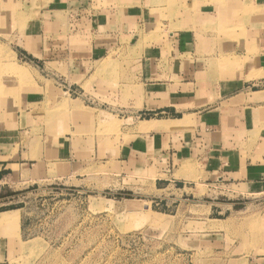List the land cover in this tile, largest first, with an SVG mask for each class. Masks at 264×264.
Segmentation results:
<instances>
[{"label": "rangeland", "instance_id": "rangeland-1", "mask_svg": "<svg viewBox=\"0 0 264 264\" xmlns=\"http://www.w3.org/2000/svg\"><path fill=\"white\" fill-rule=\"evenodd\" d=\"M27 1L0 0V128L14 136L18 149L28 145L31 152L25 156L31 160V172L14 167L0 180V213L13 211L10 218L15 221L0 223V264H254L263 258L264 187L257 195L234 185L216 201L193 198L187 190L157 191V179L167 176L152 159L144 161V167L141 163L138 174L132 171L135 164L129 165V173L120 162V149L135 138L123 128L133 131L145 121L167 118L144 110L127 118V110L108 106L132 101L141 106L135 79L120 72L126 68L131 76L137 73L131 62L137 48L129 43L123 51L112 49L90 80L64 74L76 69L71 61L61 62L62 72L52 75L58 68L48 67L46 54L64 58L68 50L57 36L45 51L37 41L31 47L24 44L39 20L29 9L40 3ZM169 1L171 5L176 0ZM242 1L241 26L230 21L213 29L208 23L195 31L198 88L262 77L254 68L259 46L257 53V45L245 44L259 37L250 34L257 29L249 22L255 0ZM258 10L253 15L262 12L258 18H263L264 8ZM186 16L197 18L185 11L183 19ZM161 28L155 35H168ZM216 35L226 44L205 42ZM116 56L125 60L117 63ZM255 85L253 90L264 88ZM93 86L108 90L114 103L93 101L88 94ZM29 93H39L44 101L30 105L26 116L21 114L22 102ZM87 111L90 116H83ZM63 163L67 167L60 168ZM75 165L77 178L62 176ZM163 166L169 170L168 163ZM234 202L240 205H229Z\"/></svg>", "mask_w": 264, "mask_h": 264}, {"label": "crops", "instance_id": "crops-1", "mask_svg": "<svg viewBox=\"0 0 264 264\" xmlns=\"http://www.w3.org/2000/svg\"><path fill=\"white\" fill-rule=\"evenodd\" d=\"M211 1L215 0H176L170 5L169 0H28V3H40L39 8L31 6L29 9L39 20L34 21L36 32L24 44L31 47L37 41L45 51V46L57 36L58 44L64 45V51L68 52L63 54L64 58L57 59L44 52L48 67L60 68L61 62L71 61L76 69L63 73L73 79L89 80L96 76L97 64L106 60L112 49L117 47L123 51L127 44L134 45L137 55L131 62L137 73L131 76L126 68L120 72H127L122 77L135 79L133 83L139 87L135 92L142 93L138 99L141 106L132 101L127 106L116 103L111 107L108 104L114 103V98L108 90L98 86L91 87L88 94L93 101L107 104L111 110H127V118L143 110L167 118L151 119L159 125L150 130H141V125L133 131L123 128L124 134L131 133L135 138L120 149L123 159L120 162L126 163L129 173L130 166L135 164L136 169L132 171L138 174L142 172L141 163L144 167V161L152 159L159 173L167 176L157 179L156 185L161 186L156 187L157 191L187 190L193 198L208 197L216 201L234 185L246 186L254 195L264 187V88H252L256 83L264 86V17L258 18L262 12L256 13L257 17L253 15L258 8H264V0H255V12L249 16V22L257 26L250 34L253 37L259 34V37L249 38L245 43L246 46L257 45L256 52L259 46L254 68L262 77L252 81H220L209 87L204 83L205 86L198 88L193 61H198L200 54L195 31L208 23L213 29H221L230 21L242 25V0ZM194 6L195 10L187 11ZM185 11L196 14V20L188 16L183 19ZM159 25L161 29L166 28L164 33L168 35L162 32L155 35ZM213 37L211 42L209 38L205 42L226 44L219 36ZM116 58L120 64L125 60V57ZM166 61L168 67H162ZM59 68L50 73L62 72ZM106 75L112 77L111 73ZM38 94H26L22 115L29 114L30 105L44 101ZM94 107L90 109L95 111L96 117L99 111ZM84 109L87 110L86 106ZM87 114L90 112L82 115ZM6 133L7 130L0 128V180L4 172L14 167L31 172L27 169V162L31 160L25 158L31 156L29 146L18 149L12 142L14 136ZM164 163H168L169 170ZM64 167H67L65 163L60 165ZM76 170L75 165L73 171L62 176L75 179ZM12 212L0 213V216H8L3 223L11 220ZM254 264H264V257Z\"/></svg>", "mask_w": 264, "mask_h": 264}, {"label": "bare ground", "instance_id": "bare-ground-1", "mask_svg": "<svg viewBox=\"0 0 264 264\" xmlns=\"http://www.w3.org/2000/svg\"><path fill=\"white\" fill-rule=\"evenodd\" d=\"M16 72H22L20 71L19 69L17 68H13ZM154 125H159V124H156L155 121L151 120V121H145L141 124V130H150V129H153ZM155 126V127H156ZM104 206V205H103ZM8 219V216H0V223H3L5 222L6 220ZM15 221L14 220H9L8 223H14Z\"/></svg>", "mask_w": 264, "mask_h": 264}]
</instances>
